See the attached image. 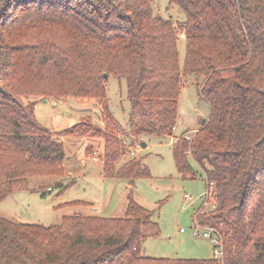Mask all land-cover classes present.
<instances>
[{"label":"trees","instance_id":"trees-1","mask_svg":"<svg viewBox=\"0 0 264 264\" xmlns=\"http://www.w3.org/2000/svg\"><path fill=\"white\" fill-rule=\"evenodd\" d=\"M153 2L0 0V201L62 175L65 136L95 133L84 122L50 132L31 97L102 101L109 75L125 80L129 140L112 133L121 126L106 106L103 175L133 185L151 173L129 149L143 136L172 138L183 78L203 77L209 118L192 140L173 138V156L183 179L213 188L195 220L219 233L223 259L144 257L160 230L131 188L122 219L76 214L46 228L0 218V264H264V0H169L185 16L182 67L178 34Z\"/></svg>","mask_w":264,"mask_h":264},{"label":"rangeland","instance_id":"rangeland-1","mask_svg":"<svg viewBox=\"0 0 264 264\" xmlns=\"http://www.w3.org/2000/svg\"><path fill=\"white\" fill-rule=\"evenodd\" d=\"M152 7L155 16L172 22L179 37L178 52L182 67L185 38L179 27L185 21V16L176 6L169 5V0H154ZM106 80L107 99L102 101L58 96H36L29 99L36 104L39 123L50 132L62 134L73 125L84 122L95 133L100 132V136L95 133L94 136H65L62 175L30 179L27 191L15 192L0 201L1 219L49 228L59 225L64 217L76 214L105 219L124 218L128 181L108 179L103 175L102 156L106 129L103 115L108 106L121 126V133L115 130L112 133L125 141L130 135V102L125 80L111 75ZM203 82V77L195 75L183 78L176 131H172V138L143 136L139 147H135L138 152L134 158L143 159L151 173V179L136 180L134 199L151 212L152 220L160 230L157 237L147 239L144 243L142 255L146 258H215L212 243L196 237L193 229L195 216L202 209L205 199L206 183L199 176L195 179H183L178 174L171 143L173 138L192 140L209 118V104L200 96ZM142 143L147 147L143 148ZM130 158L125 156L120 162ZM189 160L195 171L199 172L194 161ZM76 202L85 205H70ZM212 205V200H209L203 208L204 212H209Z\"/></svg>","mask_w":264,"mask_h":264},{"label":"built area","instance_id":"built-area-1","mask_svg":"<svg viewBox=\"0 0 264 264\" xmlns=\"http://www.w3.org/2000/svg\"><path fill=\"white\" fill-rule=\"evenodd\" d=\"M173 130H175V128ZM124 144L126 143L124 142ZM137 152H138L137 149L130 148L128 155L134 157ZM212 198H213V188L210 187L209 189L206 190L205 199L202 204V208H204L208 204L209 200H212ZM193 229H194V235L196 237L207 239L212 243V245L214 246L215 259H221L223 256V246H222L221 236L219 235V233L210 227L201 226L199 223H197L196 220H194Z\"/></svg>","mask_w":264,"mask_h":264},{"label":"crops","instance_id":"crops-1","mask_svg":"<svg viewBox=\"0 0 264 264\" xmlns=\"http://www.w3.org/2000/svg\"><path fill=\"white\" fill-rule=\"evenodd\" d=\"M176 131V130H175ZM172 143V142H171ZM147 147V146H146ZM145 147V148H146ZM136 182V181H135ZM135 182H134V184L133 185H131V183L128 181L127 182V184H128V186H127V188H126V195H127V192H129V190L132 188V191L134 192V185H135ZM134 194V193H133ZM93 206V205H92Z\"/></svg>","mask_w":264,"mask_h":264},{"label":"water","instance_id":"water-1","mask_svg":"<svg viewBox=\"0 0 264 264\" xmlns=\"http://www.w3.org/2000/svg\"><path fill=\"white\" fill-rule=\"evenodd\" d=\"M44 102H45V101H44ZM142 147H143V148H145V147H146L145 143H142Z\"/></svg>","mask_w":264,"mask_h":264}]
</instances>
